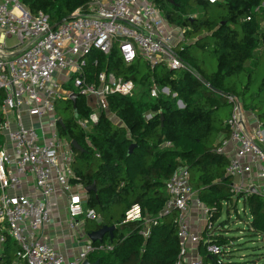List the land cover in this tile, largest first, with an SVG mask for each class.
Returning a JSON list of instances; mask_svg holds the SVG:
<instances>
[{
  "label": "trees",
  "instance_id": "obj_1",
  "mask_svg": "<svg viewBox=\"0 0 264 264\" xmlns=\"http://www.w3.org/2000/svg\"><path fill=\"white\" fill-rule=\"evenodd\" d=\"M22 1L33 14L48 15L54 27L77 12L87 13L95 0ZM155 1L171 23L185 30V40L174 48L184 67L171 70L163 62L151 67L142 56L127 65L116 45L107 55L94 50L86 57V81L94 82L108 70L135 81L139 88L136 97L108 96L107 111L120 123L103 111L97 123L83 129L79 120L92 114L88 99L78 93L74 103L60 99L71 106L61 117V133L83 148L75 150V172L85 187L96 185L87 205L101 221H91L92 228L115 225L113 239L106 233L99 241H108L113 249L94 251L88 260L176 264L181 248L176 212L161 216V211L168 197L167 180L179 166H186L192 188L209 211L208 243L200 242L203 264H264V197L257 192L235 197L226 171L228 159L216 152L220 137L228 134L226 121L232 114L228 96L239 98L244 108L264 120V108L258 107L264 92V0ZM145 68L148 73L141 79ZM163 87L169 94L161 91ZM166 142L171 144L164 146ZM241 198L250 217L246 228H236L243 234L233 235L230 212L237 211ZM135 205L140 206L142 217L127 221V212ZM149 217L158 223L145 237ZM210 245L219 251H210ZM14 251L15 243L8 241L5 264L12 262Z\"/></svg>",
  "mask_w": 264,
  "mask_h": 264
},
{
  "label": "built area",
  "instance_id": "obj_2",
  "mask_svg": "<svg viewBox=\"0 0 264 264\" xmlns=\"http://www.w3.org/2000/svg\"><path fill=\"white\" fill-rule=\"evenodd\" d=\"M174 30L153 0H95L87 13L77 12L55 28L48 15L33 14L22 0H0V264H5L8 241L16 245L9 264H84L94 251L113 249L110 244L88 241L67 259L42 239V229L51 221L52 197L59 191L68 199L71 228L79 226L82 218L101 221L95 209L84 206L87 198L82 196L73 167L75 150L60 133L57 102L78 93L94 98L96 109L103 112L108 109L109 95H136L135 81L108 70L100 72L94 82L85 80L86 57L94 50L107 55L116 45L127 65L142 56L151 67L163 62L171 70L183 68L173 51L178 42ZM11 38L14 42L8 44ZM60 72L70 74L72 91L61 89L55 79ZM157 92L154 86L152 95ZM228 100L232 104L226 121L228 134L220 137L216 152L228 156L226 171L231 178L246 179V186L234 185L235 196L257 192L264 197V120L244 108L239 98L230 95ZM98 119L93 113L79 123L88 129ZM255 170L256 183L252 184ZM166 191L161 216L176 212L181 246L176 264H203L201 257L186 259L187 244L201 239L190 231L187 221L196 192L186 166L175 170ZM205 213H209L207 208ZM141 217V208L135 205L126 220ZM157 223L158 219L149 217L143 235L147 237L151 225ZM208 249L219 251L214 245Z\"/></svg>",
  "mask_w": 264,
  "mask_h": 264
},
{
  "label": "crops",
  "instance_id": "obj_3",
  "mask_svg": "<svg viewBox=\"0 0 264 264\" xmlns=\"http://www.w3.org/2000/svg\"><path fill=\"white\" fill-rule=\"evenodd\" d=\"M153 2L156 3L155 0H153ZM167 20H168V18H167ZM168 21H169V25L175 29L174 32H175L177 40H178V42L176 43V45H177V44H179V42H182L185 40V37H184L185 30H183L181 27L177 26L176 24L171 23L170 20H168ZM176 45L174 46V48L176 47ZM173 51H174V49H173ZM55 79L57 82H59V85H60L61 89L63 90V92L66 93V92L72 91V89H73L72 79L70 78L69 73L60 72L56 75ZM138 91H139V88H138ZM161 91L163 93L169 94V90L167 87H163L161 89ZM137 93H136V95H137ZM136 95L134 97H136ZM62 99H64V98H62ZM88 104H89V102H88ZM178 105H179V107H183V103L180 100L178 101ZM93 113H96L98 115V117H100L101 112H98V110L96 108L92 109V114ZM106 114L112 121H115L117 124L120 123V120L112 112L107 111ZM248 114L251 115L250 112H248ZM57 116L59 117V119L61 118L58 115V111H57ZM89 117H87V118L85 117V118L80 119V120H85V119H88ZM60 127H61V125L59 123V128ZM90 128H91V126L88 129H90ZM60 133H61V130H60ZM61 135H62V133H61ZM62 137L64 139H66L67 141H69L65 136L62 135ZM69 142L71 144L72 141H69ZM232 149H233L232 147L228 148L229 154H231L233 152ZM74 150H76V149L74 148ZM77 151H79V150H77ZM226 158L228 159V156H226ZM74 162H75V160H74ZM73 167H74V163H73ZM231 179H232V182H231L232 190L234 189L235 184L236 185L243 184L245 186L247 184L246 179H243V180H235L234 178H231ZM250 180H251L252 184L256 183V170L252 174ZM76 182H78L79 185L82 186V189H81L82 196L87 198L86 202L84 203L85 208H90L87 205L89 193L86 191V187L79 180ZM195 192H196V194H195V196H193V200L191 202V207H190V210H189L188 215H187V221L189 224L190 231L192 233L200 236V238H201L200 242L205 240L206 243H208L207 242L208 240L206 239L207 238L206 229H207V226L209 224H211L209 222V213L208 214L205 213L206 207L201 201L199 203L196 202V199L199 198V196H198L197 191H195ZM67 206H68V199H67L66 194L63 193L62 191H59L58 193H56L52 197V201L50 204L51 221L49 222V224H47L42 229L41 236H42L43 240H45L47 243L52 245L65 258L72 259L74 257V255H76L83 248V245L86 242H88V241L94 242L90 238L89 234H90V232L96 231V228H94V227L92 228L93 223H91V221H93V220H84L83 218L80 220L79 226H77L75 228H71L69 226V223H68L69 217H68ZM174 214H176V213H174ZM97 222L100 223V221H97ZM87 225L90 226L92 229L91 228L88 229ZM200 242L197 244H194L191 242L187 244V246H186V250H187L186 259H195L198 257H201L203 259L204 248L201 246ZM101 243H103V242H99V244H101ZM104 244H109V243L107 241ZM13 254H15V251Z\"/></svg>",
  "mask_w": 264,
  "mask_h": 264
},
{
  "label": "rangeland",
  "instance_id": "obj_4",
  "mask_svg": "<svg viewBox=\"0 0 264 264\" xmlns=\"http://www.w3.org/2000/svg\"><path fill=\"white\" fill-rule=\"evenodd\" d=\"M13 40H14L13 38L8 39V41H7L8 44H12L14 42ZM141 73H142L141 74V79H142L148 73V69H146V68L142 69ZM258 99H259V103H260L258 105V107L263 109L264 108V92L260 95V97ZM88 101H89V106L91 109L96 108V103H95L94 98L91 97L88 99ZM70 107L71 106L69 105V103L67 101H61L60 100L57 104L58 115L60 117H62L67 112L68 108H70ZM249 216H250V213H249L248 208H246L244 211L243 199L241 198L239 203L237 204V211L234 210V211L230 212L229 223H230V226L232 228H235V230L232 232L233 235L243 234L244 231H239L236 228H242V229L246 228V226H247L246 221L248 220ZM223 217L225 218L226 215L223 214ZM245 238H247V237L246 236L241 237V240H245ZM245 244L250 245V244H252V242H248ZM256 246H259V245H256ZM254 248H256V247H254ZM257 248L259 249V247H257ZM262 249L264 250V247H262ZM242 253L243 252L240 251V254H242Z\"/></svg>",
  "mask_w": 264,
  "mask_h": 264
},
{
  "label": "water",
  "instance_id": "obj_5",
  "mask_svg": "<svg viewBox=\"0 0 264 264\" xmlns=\"http://www.w3.org/2000/svg\"><path fill=\"white\" fill-rule=\"evenodd\" d=\"M58 25L60 24H57L55 27H57ZM78 97V94L77 93H73L69 98L68 100H70L71 102H75L76 98ZM59 123L61 126H63V120L62 118L59 119ZM72 146L76 149V150H79V151H83V148L80 144H78V142L76 140H73L71 142ZM134 148V144H132L130 147H129V152H132ZM96 190V185L95 183H93L92 185L90 186H87L86 187V191L88 193L92 192V191H95ZM236 203V201L234 202V204ZM115 230V225H112V226H103L102 228H100L99 230H96V231H93V232H90L89 236L90 238L95 242V241H102L103 240V237L106 233H109L110 235V238L113 239V232ZM84 264H99L98 262H95V263H92L90 262L89 260H86L84 262Z\"/></svg>",
  "mask_w": 264,
  "mask_h": 264
}]
</instances>
